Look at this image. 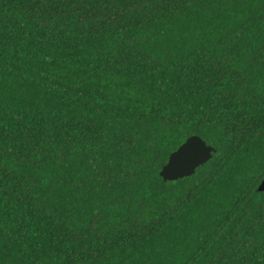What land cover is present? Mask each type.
Wrapping results in <instances>:
<instances>
[{"label": "trees", "instance_id": "trees-1", "mask_svg": "<svg viewBox=\"0 0 264 264\" xmlns=\"http://www.w3.org/2000/svg\"><path fill=\"white\" fill-rule=\"evenodd\" d=\"M263 177L264 0H0V264H264Z\"/></svg>", "mask_w": 264, "mask_h": 264}, {"label": "water", "instance_id": "water-1", "mask_svg": "<svg viewBox=\"0 0 264 264\" xmlns=\"http://www.w3.org/2000/svg\"><path fill=\"white\" fill-rule=\"evenodd\" d=\"M214 150V147L207 144L199 135H190L170 153L159 173L165 180L190 175L194 173L197 166L212 156ZM258 189L264 190V177Z\"/></svg>", "mask_w": 264, "mask_h": 264}]
</instances>
